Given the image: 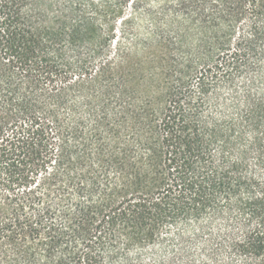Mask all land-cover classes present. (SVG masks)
Returning <instances> with one entry per match:
<instances>
[{
	"label": "trees",
	"instance_id": "obj_1",
	"mask_svg": "<svg viewBox=\"0 0 264 264\" xmlns=\"http://www.w3.org/2000/svg\"><path fill=\"white\" fill-rule=\"evenodd\" d=\"M151 1L0 0V264H264V0Z\"/></svg>",
	"mask_w": 264,
	"mask_h": 264
},
{
	"label": "rangeland",
	"instance_id": "obj_2",
	"mask_svg": "<svg viewBox=\"0 0 264 264\" xmlns=\"http://www.w3.org/2000/svg\"><path fill=\"white\" fill-rule=\"evenodd\" d=\"M152 4L155 5V0L151 1ZM132 12V9H129V13ZM143 12V11H142ZM149 22L146 20H142V18L137 14L136 18L133 21V32L139 33V35L146 36L150 30ZM179 233H194L192 227H171L166 231V240L158 243L157 246L147 248L141 252L134 253V256H140L143 260H148L151 258H159L166 256L169 252H171L176 245L175 237ZM173 240V241H172Z\"/></svg>",
	"mask_w": 264,
	"mask_h": 264
}]
</instances>
